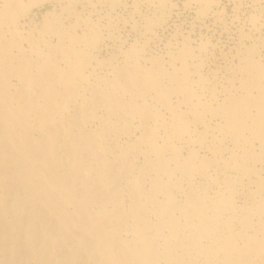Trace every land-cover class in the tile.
Wrapping results in <instances>:
<instances>
[{"label":"bare ground","instance_id":"bare-ground-1","mask_svg":"<svg viewBox=\"0 0 264 264\" xmlns=\"http://www.w3.org/2000/svg\"><path fill=\"white\" fill-rule=\"evenodd\" d=\"M46 1L0 0V264H264V39L239 30L221 84L208 39L165 56L134 37L115 65L99 52L116 20L80 34L53 10L26 31ZM67 1L79 19L77 1L119 0ZM148 1L154 33L175 3ZM187 1L206 17L219 4Z\"/></svg>","mask_w":264,"mask_h":264},{"label":"rangeland","instance_id":"rangeland-1","mask_svg":"<svg viewBox=\"0 0 264 264\" xmlns=\"http://www.w3.org/2000/svg\"><path fill=\"white\" fill-rule=\"evenodd\" d=\"M119 1L117 3H114V5H115L114 7H111L110 2L99 3L97 5L98 11L96 8L94 10V7L88 1H80V2L77 1L78 3L77 2H76V4L74 3V8L76 7L75 10H77L78 13L81 15L80 17H82V18L79 17V19H78L77 14L75 15L74 12L68 11V10H63V7H65L68 4L67 0H49V1H46L39 6H35L33 8L32 12L30 13V15L22 20L23 25L21 23V26L24 27L26 29V31L32 27H35V26L40 27L41 26L40 24H42L44 15L47 13V11L57 10V12L61 14V19L67 28H70L69 26L72 23L79 20V23L77 25V31H78V33L81 34L83 32V30L84 31L88 30L90 28V26H92L93 22L95 23V27H97V28H99L100 26L104 27V24L108 25V19L109 18L111 19V16H112V19L111 20L109 19V22H111V23L113 22V24H114V22L116 20L117 23L115 22V26L111 27V29H109L108 27L107 28L104 27L105 29L103 27L102 28H103L105 35L110 37L109 32L112 31L111 33H114V36L113 37L111 36L112 38L111 37L110 38L105 37V42L102 45L103 48H101L99 54L101 57H103V56L109 57L112 54H115L117 56L116 59L113 61V63L115 65H117V64L122 65L123 64L124 56L122 55L123 53L121 54V51L128 48L130 46L129 44L131 43V41L135 42L138 40V41L143 42V40L146 39L148 41V39H149L148 43H146V46H147L146 52L148 53V55H150V53H152L154 55L157 53L159 54L162 51L161 54L166 56L167 55L166 50H168L171 46L170 43H172V45H175V44L177 45L179 43V46H181L180 44L187 38V34H189L188 39L190 40V42L192 43L193 46H196V44L198 46L199 40L202 41V40L208 39L210 43L208 44L207 50L209 52L204 51V53H203L204 57H205L204 59L206 62V63H204L203 72L205 74H207V76L210 75L209 77H211V78H214L215 77L214 75H216L215 78L217 79V81L219 80L218 82L221 84H224V82L227 83L228 79H226L225 76L228 77L230 75L229 71H231V69L229 68L230 67L229 65H231L234 61L237 62V56H236L237 54L235 55V57H233L232 54L236 53L237 48H235V47L236 46L238 47V44L241 41V39L239 40L240 37H238V36H240V34H239L240 31H242L241 29H243V31L245 33L248 32V34L250 35L248 38H251V39H248V38L245 39L246 43H248V44H251L255 40V38H253V37H256V36L257 37L259 36L258 38L264 39L263 38V36H264V27L263 26L264 25L261 27V29L255 30V27L252 28L253 25H252L251 21H249V19H250L249 14L251 15V13L253 11L254 12L252 14H256V13L260 14L261 13L260 14L262 16L261 19L264 18V15H263L264 10L261 9V7L264 9V5H263L264 0H262V1L261 0L260 1L255 0V2H254V0H253V2H251L252 0H242V3H239L236 0H219L220 5L219 4H218V6L214 5V7H212L213 10L211 9L212 11L210 10L206 14L207 17L206 16H200L199 13L197 14V12H196L198 10L197 7L198 8L200 7V4L198 2L195 3L194 1H192V2H190L191 5H189L187 0H173L175 5H173L174 7L171 6L172 10L170 9L171 14L168 15L169 19L167 18L166 19L167 21H165L162 26H159L158 28H156V31L154 33L150 32L151 34L149 32H146L144 27H142L141 25L142 24H143V26L145 25L144 24L145 16L152 14V11L154 10L153 4H150V2L148 0H146V1L145 0H140V1L138 0L139 2L137 0H127V1L121 0V3H119ZM122 1L124 3L125 2L126 3L124 4ZM132 1L133 2L135 1V3H133ZM235 1H236V3H235ZM131 2L136 5V6L134 5L135 7H138V9L140 8L141 11L138 9H134V6L132 5ZM136 2H138V3H136ZM184 2L188 3L186 5L187 7L185 6ZM126 4H129V5L125 6ZM137 4H139V5L137 6ZM259 4L261 7L259 6ZM238 5H239V7L237 9L236 6H238ZM254 6H255V9H253ZM256 7H257V9H256ZM111 8H114V9H111ZM132 8L135 10L136 13L134 12V10L131 11ZM234 8H235V10H234ZM216 9H218V10H216ZM220 9L224 10V11H220ZM214 10H216L217 13H215V12L211 13ZM244 10H245V12H244ZM80 11H82V12H80ZM219 11H220V13H219ZM242 11L244 13H241ZM132 12L134 13L133 15H132ZM235 12L238 13L237 15H239L240 17H238V16L235 17L236 16ZM106 13H107V15H106ZM143 13H145L146 15ZM108 14H110L109 15L110 17L108 16ZM128 14L132 17H129ZM139 14H141V15H139ZM211 14L213 15V17ZM143 15H144V18H143ZM232 15H234L233 17H235L234 20L232 18ZM87 17H89L91 20L88 19L87 21H85V19H87ZM123 17H124V19L125 18H127V19L124 20ZM204 17H206V18H204ZM225 17H226V19H225ZM223 18H224V20H223ZM237 18L239 19V21H237L238 20ZM219 20H221V21H219ZM222 20L224 21V23ZM214 21H215V23H213ZM230 21H232V22H230ZM262 21H264V19H262ZM100 23H101V25H100ZM111 23H109V24H111ZM223 24H227V26L226 25L223 26ZM135 25L137 26V28L135 27ZM228 25H229V27H228ZM241 25H244V27L243 26L241 27ZM237 26L238 27L240 26V28H238ZM249 26L250 27L252 26V27L250 28ZM113 28H114L115 32L113 31ZM107 29H109L110 31H108ZM233 30H235V31H233ZM176 31H177V33H176ZM252 31H256V32H252ZM140 32L142 34H140ZM180 32H182V34H184V36ZM35 33L38 34V31H35ZM118 33H120V34H118ZM172 33H175V34H172ZM115 34L120 35V37L118 35L115 36ZM156 34L159 37H157ZM237 34H239V35H237ZM173 36L175 37V39L173 38ZM235 36H236V39H235ZM134 37H136L137 40H135ZM200 37L202 39H200ZM57 38H58L57 36L53 37V39L55 41H57ZM167 40H169L168 43H167ZM176 40H178L177 41L178 43H176ZM124 41H125L124 46H122ZM105 43L108 45V47ZM213 43H216L218 46H216V45L214 46ZM24 44H25V46L28 45L27 43H24ZM104 44L106 45V47ZM164 44H166L167 47ZM233 44L235 45V47L232 48V46H234ZM211 45L213 46V48ZM168 46H169V48H168ZM120 48L122 50H120ZM171 48H175V47L173 46ZM229 48L231 49L230 51H228ZM261 49H262V55L264 57V48H261ZM211 51H213V53ZM223 51H225V52H223ZM206 54H207V56H206ZM167 60H168V57H167ZM143 62L145 64V61H143ZM112 69H113V66L110 64L97 66V72L99 75H110L112 73ZM211 69H212V71H211ZM210 72L213 75H211ZM208 93H209V91H207V94ZM149 101L153 102L151 96L149 97ZM201 152L206 153V150L202 149ZM142 160H143L142 158H139L138 162H140ZM178 194L181 197V193H178ZM240 199H241V197H238V200H240Z\"/></svg>","mask_w":264,"mask_h":264}]
</instances>
